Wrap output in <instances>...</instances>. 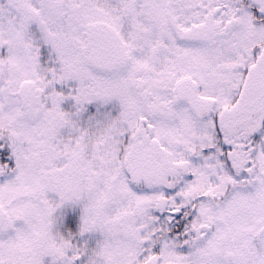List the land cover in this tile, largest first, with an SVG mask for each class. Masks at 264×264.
I'll use <instances>...</instances> for the list:
<instances>
[{"label": "snow or ice", "instance_id": "6c2138e0", "mask_svg": "<svg viewBox=\"0 0 264 264\" xmlns=\"http://www.w3.org/2000/svg\"><path fill=\"white\" fill-rule=\"evenodd\" d=\"M0 264H264V0H0Z\"/></svg>", "mask_w": 264, "mask_h": 264}]
</instances>
